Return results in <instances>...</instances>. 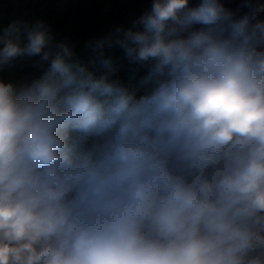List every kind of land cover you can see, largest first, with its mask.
<instances>
[{"label": "clouds", "instance_id": "obj_1", "mask_svg": "<svg viewBox=\"0 0 264 264\" xmlns=\"http://www.w3.org/2000/svg\"><path fill=\"white\" fill-rule=\"evenodd\" d=\"M244 6L153 0L86 42L100 76L44 21L0 33V70L44 69L0 80V264H264V4ZM116 48L143 95L109 79Z\"/></svg>", "mask_w": 264, "mask_h": 264}, {"label": "rangeland", "instance_id": "obj_2", "mask_svg": "<svg viewBox=\"0 0 264 264\" xmlns=\"http://www.w3.org/2000/svg\"><path fill=\"white\" fill-rule=\"evenodd\" d=\"M152 3L153 0H0V33L14 21L28 25L37 20L44 21L51 26L57 41L63 40L75 45L74 59L100 76L105 70L98 64L95 67L91 65L92 54L86 42L106 36L116 27L125 30L131 28L133 21L150 11ZM199 3L200 0H189L191 7ZM134 30H142V26L137 25ZM106 55H112L119 64L118 71L109 77L110 80H118L121 86L134 91L137 96L152 87H142L140 84L148 69L129 64L123 59L121 49L106 50ZM38 59L17 60L14 68L0 70V80L17 85L30 84L40 78L44 71L34 66V61ZM94 142L93 138H89L84 146L91 147Z\"/></svg>", "mask_w": 264, "mask_h": 264}, {"label": "trees", "instance_id": "obj_3", "mask_svg": "<svg viewBox=\"0 0 264 264\" xmlns=\"http://www.w3.org/2000/svg\"><path fill=\"white\" fill-rule=\"evenodd\" d=\"M220 2L224 4V6L227 9L233 11L236 14V18L242 17L244 14H246L249 11V9L246 6H244L245 0H220ZM251 2L253 4H264V0H251ZM257 19L264 21V12H261L258 15ZM194 27L198 29L200 26L196 25ZM72 136H75V134Z\"/></svg>", "mask_w": 264, "mask_h": 264}]
</instances>
